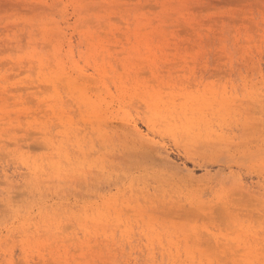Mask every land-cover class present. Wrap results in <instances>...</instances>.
Wrapping results in <instances>:
<instances>
[{"label":"snow or ice","instance_id":"1","mask_svg":"<svg viewBox=\"0 0 264 264\" xmlns=\"http://www.w3.org/2000/svg\"><path fill=\"white\" fill-rule=\"evenodd\" d=\"M19 23L0 29V151L26 179L3 175L0 264H264V0H50ZM130 95L190 105L214 130L194 150L233 170L161 179L150 149H113L97 115Z\"/></svg>","mask_w":264,"mask_h":264},{"label":"rangeland","instance_id":"2","mask_svg":"<svg viewBox=\"0 0 264 264\" xmlns=\"http://www.w3.org/2000/svg\"><path fill=\"white\" fill-rule=\"evenodd\" d=\"M47 2H50V0H0V29H3L5 25H8L13 30L19 28L20 21L36 14L39 11V7ZM63 2L71 3L72 0H63ZM135 2L139 3L141 0H135ZM209 2H213V0H209ZM235 2L237 0H214L217 8L222 6L229 7ZM246 2L255 5L256 10L259 11L261 0H246ZM137 22L146 23L147 20L137 18ZM206 90L208 95H212L215 91L210 81L206 82ZM102 99L103 97L98 93L95 102L99 103ZM190 119L195 120V124L198 120H201L200 115L194 112L190 105L181 106L179 110L173 112L151 97L139 95V98L133 102V97L130 95L126 100L117 99L114 105H105L103 107L97 115L96 133L110 143L113 149L123 150L129 154H142L143 150L138 148L136 140L131 141L124 138L125 132L133 124H136L142 133H151V141L159 148H163V151L168 152L169 160L173 163L176 170L187 169L192 172V178L197 179V181L203 175L200 171L195 170L196 164L199 163L207 165L204 169L205 172L223 171L225 169L233 170L229 162L227 164L208 162L209 153L218 151L211 144L204 143L199 150H194L196 144L201 140H206L208 136L213 134L214 130L209 127H203L200 131L189 132L183 128V124ZM101 122L104 125L103 127H101ZM146 123L149 126H153V130L147 131L144 125ZM205 123L207 122L205 121ZM205 128H209L208 132L205 131ZM88 131L89 138H91V130ZM2 148L3 141L0 139V149ZM184 151L189 156L194 157L196 162H198V159L207 160L194 165L193 161L184 158ZM205 152L207 155H205ZM150 158L151 161L155 158L152 151L150 152ZM9 168L11 169L10 172L7 171ZM168 169L164 166H159L158 176L161 179H167L164 174ZM6 172L10 178L14 177L20 182L26 179L22 169L14 162L10 163L7 159H4L3 152L0 151V186L3 184V175ZM260 179L259 175L248 176L245 183L255 184L258 190Z\"/></svg>","mask_w":264,"mask_h":264},{"label":"bare ground","instance_id":"3","mask_svg":"<svg viewBox=\"0 0 264 264\" xmlns=\"http://www.w3.org/2000/svg\"><path fill=\"white\" fill-rule=\"evenodd\" d=\"M201 120H198L197 123L195 124V120L190 119L189 121H187V123L183 124V128H185L187 131L189 132H194L195 130L200 131L201 128ZM148 130H153V126H149L147 123L144 124ZM204 127H208L207 123L204 124ZM137 130H139V132H141V130L137 127L136 124H133L132 127L130 129H128L125 134H124V138L129 139L131 141H134L136 139V137L139 135V133L137 132ZM209 128H205V131L208 132ZM142 133V132H141ZM138 148L141 150H144L145 148H150L151 151L153 152V154L155 155V158L152 159V162L159 165V166H164L167 169L171 168L176 170V168L173 166V163L170 162L169 160V154L167 151H163V148H159L155 143H151V144H147V145H142L140 143H138ZM212 152V151H211ZM209 153V163H212V159H213V155L214 153ZM184 153V158L193 161V164L195 165L198 162H203L204 160H200L198 159V162L194 161V159L190 158L189 154L187 152H183ZM220 163V161H217ZM227 160H225L224 162H221L222 164H227ZM196 165H200L196 164ZM206 165V164H205ZM163 169V168H162Z\"/></svg>","mask_w":264,"mask_h":264}]
</instances>
